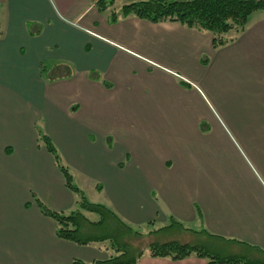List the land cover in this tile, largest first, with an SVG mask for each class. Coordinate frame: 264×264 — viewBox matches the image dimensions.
Segmentation results:
<instances>
[{
  "label": "crops",
  "instance_id": "1",
  "mask_svg": "<svg viewBox=\"0 0 264 264\" xmlns=\"http://www.w3.org/2000/svg\"><path fill=\"white\" fill-rule=\"evenodd\" d=\"M106 13L92 0H0V264L107 258L58 239L33 203L63 213L78 203L38 131L87 198L132 229L173 218L264 250V11L220 49L211 34L134 17L113 24ZM193 106L207 113L191 119ZM213 109L250 155L230 149L225 130L203 129ZM137 264L206 260L145 254Z\"/></svg>",
  "mask_w": 264,
  "mask_h": 264
},
{
  "label": "trees",
  "instance_id": "2",
  "mask_svg": "<svg viewBox=\"0 0 264 264\" xmlns=\"http://www.w3.org/2000/svg\"><path fill=\"white\" fill-rule=\"evenodd\" d=\"M92 1L100 12H107L115 3V0ZM258 11H264V0H146L124 5L121 10L113 9L109 15L113 24L131 17L151 23H176L203 34H211L214 49H220L235 41L245 31L250 16ZM208 62L209 58L205 56L202 59V64L206 65ZM104 84L110 86L108 83ZM37 135L39 147L43 146L52 155L64 177L65 186L77 196L80 207L69 214L57 212L50 209L36 195H32L33 203L40 212L56 223V237L80 246H89L94 241H105L109 238L107 234L99 236L90 234L93 228L105 226L110 231L112 238L117 241L113 244V248L118 254L96 260L93 263L75 259L71 264H137L145 253L151 257L170 258L173 261L197 257L206 260V264H264L263 249L245 242L215 236L205 230L194 232L185 229L173 218H171L170 226L155 230L151 235L178 228L180 231L191 232V234H203L212 241L225 243L234 249L241 247L248 250V254L245 256L214 255L199 245L183 243L180 240L152 242L146 252L137 249L134 242L143 234L140 231H134L108 206L91 202L84 191L74 184V176L70 169L62 163V157L52 138L40 131L37 132ZM108 142L112 144L111 138ZM88 214H97L100 218L93 220L89 218ZM113 219L121 229H124L126 234H130V239L127 237L122 239L119 233L112 230L114 228L110 222ZM150 224L153 225V223Z\"/></svg>",
  "mask_w": 264,
  "mask_h": 264
},
{
  "label": "rangeland",
  "instance_id": "3",
  "mask_svg": "<svg viewBox=\"0 0 264 264\" xmlns=\"http://www.w3.org/2000/svg\"><path fill=\"white\" fill-rule=\"evenodd\" d=\"M140 1H146V0H115L114 5L111 6L110 9L107 10L106 14H110V11L113 9L121 10L124 5L134 3V2H140ZM211 112H212V115L214 116V121L210 124L208 122L204 123L203 129L212 128L221 137H222V130H225L228 135V140H231V143L233 144L229 148L237 149L238 152L243 157L250 155L249 148L247 147L246 143L243 142V140L239 137L238 133L233 128V125L230 123L228 116L225 114H221V112L218 110L217 111L214 110ZM204 113H207V111L203 109L202 107L193 106L190 117L192 119L193 117L204 114ZM244 121H245V118H244ZM231 154L234 156L236 155L234 151H232ZM62 163L66 165L63 159H62ZM74 184L81 187L85 191L86 196L92 200V197H93L92 191L90 190L89 186L85 184L83 180L80 179L78 175H76L74 178ZM15 185H17V183H15ZM77 209H80V207L78 206V203L75 204L72 210H69L68 212H66V214H69ZM88 216L89 218L93 220H97L100 218V216H98L97 214H88ZM168 220H169L168 222H159L153 226L144 225L142 227H137L133 229L134 231H140L143 234L141 238H138L136 242H134V246L137 249H141L146 252L148 250L149 244L152 242L165 241V240L166 241L180 240L183 243L189 242L191 244L199 245L205 248L207 251H209V253L214 254V255L219 254V255H224V256H232V255L245 256L248 254V250L243 249L241 247H237L236 249H234L232 246L226 245L225 243L212 241L211 239H208L203 234L202 235L191 234V232L180 231V229L178 228L168 229L163 232L151 235V233L154 232L155 230L157 231V229H161L168 225L170 226L171 219L169 218ZM110 223H112V226H113L112 228H114L112 230L119 233L122 239L123 237H127L128 239H130V234H126L124 229H121L119 225H117V222L114 219ZM191 229L200 231V228H198L197 226L191 227ZM90 234H93V236L107 234L109 235V238L106 239L105 241H94L91 243V245L85 246V247L93 248V250H95V252L100 256L104 254L108 257V256L118 254V252L115 251V249L113 248V244L117 243V241L112 238L110 231L105 226L93 228L90 231Z\"/></svg>",
  "mask_w": 264,
  "mask_h": 264
}]
</instances>
